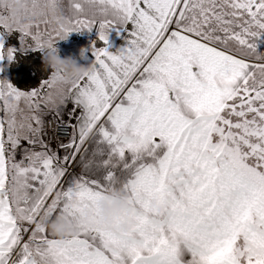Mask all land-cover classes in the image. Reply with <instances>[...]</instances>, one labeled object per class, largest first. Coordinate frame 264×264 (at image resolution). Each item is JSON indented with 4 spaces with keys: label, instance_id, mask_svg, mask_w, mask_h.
I'll list each match as a JSON object with an SVG mask.
<instances>
[{
    "label": "snow or ice",
    "instance_id": "6c2138e0",
    "mask_svg": "<svg viewBox=\"0 0 264 264\" xmlns=\"http://www.w3.org/2000/svg\"><path fill=\"white\" fill-rule=\"evenodd\" d=\"M7 3L0 61L16 58L13 32L20 51L44 52L98 25L105 47L64 93L50 77L29 91L0 80V264H264V0H69L64 36L39 19L13 26ZM128 25L113 54L110 31ZM117 188L131 230L50 232L59 215L98 216Z\"/></svg>",
    "mask_w": 264,
    "mask_h": 264
},
{
    "label": "clouds",
    "instance_id": "9594fccd",
    "mask_svg": "<svg viewBox=\"0 0 264 264\" xmlns=\"http://www.w3.org/2000/svg\"><path fill=\"white\" fill-rule=\"evenodd\" d=\"M87 5L88 0H80ZM8 23L20 26L29 19L46 21L54 30L67 35L71 28L67 6L63 0H8L7 7L3 9ZM44 70L49 71L50 82L54 92L64 93L71 84L85 73L93 71V64H81L72 57H61L57 47L45 49L43 55ZM112 199H103L98 203L99 215L94 209H84L76 217L59 215L48 224V228L58 238L73 235L78 224L95 225L109 229L127 232L132 228L131 204L120 188L110 193ZM159 212L164 211V206L159 202L155 205Z\"/></svg>",
    "mask_w": 264,
    "mask_h": 264
},
{
    "label": "trees",
    "instance_id": "16d2710c",
    "mask_svg": "<svg viewBox=\"0 0 264 264\" xmlns=\"http://www.w3.org/2000/svg\"><path fill=\"white\" fill-rule=\"evenodd\" d=\"M3 41L6 48L18 49L20 45V38L17 32L11 33ZM43 55L44 53L42 51L28 50L24 52L18 49L16 58L8 64L2 78L5 79L7 76L10 83L20 90L29 91L39 89L42 81L49 78V72L51 71L49 70L47 72L44 70ZM5 62L6 64H4ZM7 63L8 59H4V69Z\"/></svg>",
    "mask_w": 264,
    "mask_h": 264
},
{
    "label": "rangeland",
    "instance_id": "374dc122",
    "mask_svg": "<svg viewBox=\"0 0 264 264\" xmlns=\"http://www.w3.org/2000/svg\"><path fill=\"white\" fill-rule=\"evenodd\" d=\"M64 4L67 6L69 3V0H63ZM98 26V25H97ZM97 26H94L90 31L84 30L83 32H72L67 39L59 40L56 44L57 49L59 50V53L61 57H72L76 59L81 64H89L92 60V56L95 57L92 48L95 44L96 47H105V45H96L97 42L102 43L99 39V30H95ZM95 30V31H94ZM132 26L128 25L127 28H124L123 26L120 27H114L109 34V41H114L115 37L118 35H126V32H131ZM14 33V32H13ZM120 33V34H119ZM11 34H5L3 39L6 40L8 36ZM18 37L20 38V34L18 33ZM111 43V42H110ZM21 45H19L18 49H20ZM110 50V49H109ZM115 54V53H113ZM80 58L81 60H79ZM11 61L8 60L7 65L4 69L3 60L1 61L0 69H3L0 71V80H9V78L6 76L5 79L2 78L4 72L6 71V68L8 67V64ZM46 91V90H45ZM49 111L45 109V114H47ZM52 115H55L53 112H49ZM46 118V115H44V119ZM19 158V157H18Z\"/></svg>",
    "mask_w": 264,
    "mask_h": 264
},
{
    "label": "crops",
    "instance_id": "0c3cea01",
    "mask_svg": "<svg viewBox=\"0 0 264 264\" xmlns=\"http://www.w3.org/2000/svg\"><path fill=\"white\" fill-rule=\"evenodd\" d=\"M95 30H98V26H97V28ZM130 39H131L130 32H126L125 36L123 34L120 35V36L118 35L117 37H115L114 41H109V42H111L110 43L111 47L109 48L110 49L109 51L112 52V53H117L121 49L127 48L128 47V42H129ZM257 43H258V50L261 53H264V37L259 38ZM101 44L105 45L104 42H102L100 44H99V42L96 43V45H101ZM90 58H92V60L90 61L89 64H91L93 61H95V57L94 56H92ZM78 59L81 60L80 58H78ZM0 65H1V61H0ZM71 108H72V104L69 103L67 105V109H71ZM45 115H46V117H48V116H52L53 117L54 116V115H52L49 112L47 114H45ZM64 119L65 120L68 119L67 115L64 116ZM86 147H88V149H89L88 157L90 158L92 151L96 149L97 145L95 144V142L90 141L89 144L86 145ZM99 147H105V146L104 145H100ZM96 159L99 160V159H101V157H96ZM81 168H82V165H77L76 166V171H78V172L81 171ZM94 172H95V166H93V169L89 170L87 174L88 175H92Z\"/></svg>",
    "mask_w": 264,
    "mask_h": 264
},
{
    "label": "built area",
    "instance_id": "2783aa9c",
    "mask_svg": "<svg viewBox=\"0 0 264 264\" xmlns=\"http://www.w3.org/2000/svg\"><path fill=\"white\" fill-rule=\"evenodd\" d=\"M45 127L47 130V139L52 141V145L54 146L56 144V138L53 135V127L54 124H56V120L52 116H48L45 118ZM59 138L66 140L69 134V129L65 127H59Z\"/></svg>",
    "mask_w": 264,
    "mask_h": 264
}]
</instances>
